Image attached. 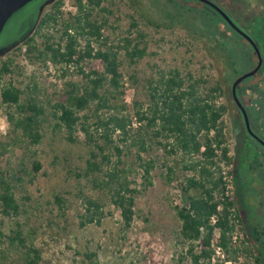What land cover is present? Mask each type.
<instances>
[{
	"label": "rangeland",
	"instance_id": "1",
	"mask_svg": "<svg viewBox=\"0 0 264 264\" xmlns=\"http://www.w3.org/2000/svg\"><path fill=\"white\" fill-rule=\"evenodd\" d=\"M45 1L31 0L10 15L0 31V49L19 38L27 28L28 14L37 13ZM208 1L246 32L259 51L260 68L242 79L236 90L239 92L240 89L239 94L250 106L246 114L253 131L264 141V0ZM181 5L184 10L180 15L178 8ZM73 6V0H62L59 6L61 17L74 13ZM99 6H104L109 13L100 15L94 8L90 16L106 19L102 29L104 36L111 42L128 36L139 47H145L143 56L132 64L122 50L118 53L124 90L118 113L133 117L136 109L147 108L148 82L156 80L161 73L177 70L182 77L200 78L203 81L199 88L201 91L215 81L220 83L223 93L214 100L225 107L221 117L223 132L228 154L233 157V164L239 172L236 173V185L229 186L240 218V229L235 230L232 240L238 248L248 246L245 254H236V260L231 259L230 263L264 264V261L256 263L253 260L255 248H264V150L244 136L241 119L229 92L231 82L256 63L251 47L231 31L214 10L196 0H102ZM48 9L49 5L42 13ZM146 17L152 21L151 24ZM213 27L222 31L215 44L209 36L216 31H212ZM42 31L44 29L38 31L35 28L31 33L37 44L42 42L39 36ZM52 31L48 28L44 32ZM18 44L0 52V64L9 60V71L0 76V85L11 83L17 86L22 90L21 98L35 95L48 111L66 81L81 83L80 74L72 65L43 62L32 54H25L22 46L20 50L15 48ZM81 66L84 71L90 67L101 69L95 59H86ZM11 110L0 102L2 143L10 142L13 136L5 115ZM99 112L105 115L113 110L102 109ZM77 115L81 119L86 117L85 124L92 132V105ZM52 123L49 117L43 123L38 144L27 145L18 141L21 146L6 147L7 151L0 155V167L14 169L21 178L13 189L17 213L0 214V264H20L18 245L16 241L10 243L7 238L17 225L26 238L25 242H31L38 250V264H189L187 258L181 259L187 244L178 237L179 221L175 208L183 205L180 187L183 177L190 172L183 171L181 163H172L171 156L167 159L165 152L153 144L146 156L156 162L149 173L148 184L142 177L133 151L125 149L119 167L130 186L137 190L132 220L125 228L119 211L110 204L106 192L91 182L96 173H84L89 144L82 131L77 129L72 135L75 141L69 142L64 138V129H57ZM33 160L40 164L36 172L31 168ZM169 165L171 171L167 173ZM248 165L252 169L247 170L243 177L240 170ZM242 180L246 183L242 184ZM55 196L59 198L60 205ZM97 197L102 210L99 224L78 225L79 216L84 212V199ZM253 231L259 234V240L254 241ZM89 252H94L95 256L88 260L86 254ZM228 256L230 254L215 251L209 264H229L228 261L222 262ZM201 264H206V260Z\"/></svg>",
	"mask_w": 264,
	"mask_h": 264
},
{
	"label": "trees",
	"instance_id": "2",
	"mask_svg": "<svg viewBox=\"0 0 264 264\" xmlns=\"http://www.w3.org/2000/svg\"><path fill=\"white\" fill-rule=\"evenodd\" d=\"M101 1L73 0L74 13L62 18L59 10L62 0H53L36 25L38 31L48 28L53 31H42L39 35L40 44L36 43L32 34L17 41L19 44L15 48L20 50L22 46L25 54H32L36 59L63 66L72 65L80 74L81 83L66 81L48 111L37 96L28 94L21 98L22 90L17 86L11 83L0 85V102L12 108L5 115L13 135L10 142H0V155L7 151L6 147L21 146L18 141L27 145L38 144L42 137L41 128L48 117L55 128L64 129V138L69 142L75 141L72 135L80 129L89 144L84 173H96L91 182L94 187L106 192L110 204L119 211L123 227L127 228L132 220L137 190L130 186L123 169L119 167L123 152L125 149L133 151L142 177L149 184V173L156 162L146 156L151 146L156 144L157 148L165 152L166 158L171 156L172 163H181V169L190 172V175L183 177L180 187L183 205L175 208L179 221L178 237L187 244L181 259L187 258L189 264H201L203 260L209 264L215 251H220L221 254H230L222 262L231 264V259L235 261L236 254H245L248 246L238 248L232 240L235 230L240 229V218L229 186L236 185V173L239 172L233 164V157L228 154L223 132L221 117L225 107L214 100L223 93L221 85L215 81L205 91H201L199 88L203 81L200 78L193 79L189 75L182 77L177 70H172L148 82L147 108L136 109L133 117L118 113L124 91L118 53L122 50L124 57L132 64L143 56L145 47H139L128 36L111 42L103 35L106 19L90 16L94 8L100 15L109 13L104 6H99ZM178 10L181 15L184 10L182 5ZM146 19L152 23L149 18ZM168 21L171 23V18L168 17ZM130 25L134 26L132 22ZM213 30L216 31L209 36L215 44L222 31L216 27ZM86 59L98 60L101 69L90 67L84 71L81 63ZM8 64L9 60L2 61L0 76L9 71ZM239 92L237 89L236 96L247 112L250 106L245 104ZM90 105L94 112L92 132L90 126L85 124L86 117L81 119L77 115V112ZM102 109H112L113 112L100 114ZM255 144L262 147L256 141ZM170 166L166 167L167 173L171 171ZM31 168L36 172L40 168L38 161L33 160ZM243 168L240 172L245 177L244 173L252 166ZM20 179L14 169L0 167V214L17 213L18 204L13 189ZM243 183L246 181L242 180ZM55 201L60 205L56 196ZM101 217L98 197L84 199V212L79 216L78 225L99 224ZM12 232L7 238L12 244L16 241L20 264H38L39 252L31 242H25L19 225ZM253 233L254 241L259 240V234L256 231ZM258 244L260 246L261 243ZM263 254L264 248H255L253 260L256 263L264 261ZM94 256V252L86 254L88 260Z\"/></svg>",
	"mask_w": 264,
	"mask_h": 264
},
{
	"label": "water",
	"instance_id": "3",
	"mask_svg": "<svg viewBox=\"0 0 264 264\" xmlns=\"http://www.w3.org/2000/svg\"><path fill=\"white\" fill-rule=\"evenodd\" d=\"M30 1L31 0H0V31L5 21L10 17V15ZM52 1L53 0H48L47 2L44 3V5L51 3ZM196 1H200L204 3L205 5L209 6L212 10H214L235 33L241 36L249 44V46L251 47L256 57V63L254 67L251 68L249 71L241 74L237 78H235V80H233L229 86V92H230L232 101L235 104L239 112L242 125H243V128L246 134L264 148V141H262L256 134L253 133L250 127L249 121H248L246 111L236 96V87L238 83L242 79L249 77L253 75L254 73H256L257 70L260 68L261 58H260L259 51L255 43L253 42V40L249 37V35L246 32H243L242 30H240L238 27H236L235 24L232 22V20L229 18V16L225 12H223L219 7H217L215 4H213L212 2L208 0H196ZM15 45L16 44H11L6 50H8L9 48H12Z\"/></svg>",
	"mask_w": 264,
	"mask_h": 264
},
{
	"label": "flooded vegetation",
	"instance_id": "4",
	"mask_svg": "<svg viewBox=\"0 0 264 264\" xmlns=\"http://www.w3.org/2000/svg\"><path fill=\"white\" fill-rule=\"evenodd\" d=\"M48 0H46L45 2H47ZM45 2H43V3H41L40 4V6H39V8H38V10H37V13H35V14H33V13H30V14H28V24H27V28L26 29H24V31L22 32V34L19 36V38L16 40V41H13L12 43H9V44H7L6 46H4L3 48H1L0 49V52H3L4 50H6L11 44H16L17 43V41L18 40H20V39H23V38H25V37H27V36H29L33 31H34V29L36 28V25H37V22H38V19H39V17L41 16V14H42V10L44 9V7H46L47 5H50L51 3H48V4H45L44 5V3ZM200 2V1H199ZM202 3V2H201ZM25 17H27V16H25ZM30 20L32 21L31 23H30ZM255 74V73H254ZM237 112H238V110H237ZM238 114H239V112H238ZM239 117H240V115H239ZM240 119H241V117H240ZM249 121V120H248ZM241 124H242V121H241ZM249 124H250V122H249ZM250 127H251V125H250ZM242 128H243V125H242ZM251 129H252V127H251ZM243 130H244V128H243ZM252 131H253V129H252ZM253 133L254 134H256L254 131H253ZM257 135V134H256ZM244 136L246 137V138H248L250 141H252L254 144H255V141L252 139V138H250L247 134H246V132H245V130H244ZM258 136V135H257ZM259 137V136H258ZM262 148V150H264V148L263 147H261Z\"/></svg>",
	"mask_w": 264,
	"mask_h": 264
},
{
	"label": "built area",
	"instance_id": "5",
	"mask_svg": "<svg viewBox=\"0 0 264 264\" xmlns=\"http://www.w3.org/2000/svg\"><path fill=\"white\" fill-rule=\"evenodd\" d=\"M73 8L75 9V5L73 6Z\"/></svg>",
	"mask_w": 264,
	"mask_h": 264
}]
</instances>
